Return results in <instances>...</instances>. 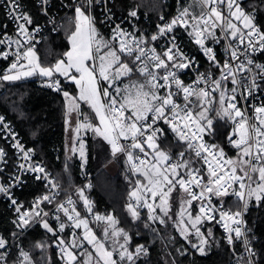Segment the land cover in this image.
I'll list each match as a JSON object with an SVG mask.
<instances>
[{
	"label": "snow or ice",
	"instance_id": "snow-or-ice-1",
	"mask_svg": "<svg viewBox=\"0 0 264 264\" xmlns=\"http://www.w3.org/2000/svg\"><path fill=\"white\" fill-rule=\"evenodd\" d=\"M41 3L46 4L47 0ZM242 3L243 0H194L193 4L178 9L170 21L158 24L157 32L150 37L126 32L117 24L112 35L106 38L97 30L91 15L93 0H84L74 7L75 29L68 36L70 49L63 54V59L45 66L33 43V33L38 32L39 27L29 31V26L33 25L31 16L18 11L17 0H9L11 12L16 13L14 18L22 22L17 24V39L13 40L7 33L0 38V45L8 49L0 51V58L12 57L9 66L0 74V81H19L39 75L47 78V87L57 91H62L57 75L73 82L79 89L78 95L63 91L66 125H71L74 112L82 115L80 102L89 105L94 115L91 120L85 115L83 121H78L71 129L79 145L77 148L73 144L71 151H78L81 160L87 162L80 132L90 129L107 141L114 156L126 155L135 177L129 192L131 202L126 205L133 219L140 218L138 209L143 207L148 209L149 220H158L161 224L172 220L169 215L172 194L179 188L184 195L174 226L185 239L190 234L198 238L199 243H193L192 247L201 254L211 236V230L207 236L201 231L200 225L205 220H215L218 212L217 223L223 224L231 244L234 238L244 235L241 226L249 202L264 201V102L250 104L251 98L264 89V64H256L250 56V52L264 50V30L255 23V9L246 11ZM129 15L136 17L137 12L133 10ZM160 19L163 21L164 17ZM177 27L185 29L219 75L200 73L188 84L180 79L179 73L193 68L196 61L177 43L173 35ZM162 37L168 38V43L161 50L149 46ZM224 41L227 43L221 60L214 46ZM133 75H138L139 79L133 80ZM248 107H251V114ZM213 111L216 118L232 123L227 140L236 149L235 157L226 156L222 147L208 144L204 139L215 132L214 118L210 116ZM0 124L8 127L3 116H0ZM160 124L167 126L178 143L186 145L184 151L175 154V159L171 150L161 146L166 133ZM13 147L23 153L25 160L31 159L32 149L26 150L19 141ZM4 156L5 151L0 148V161ZM28 167L33 172L45 174L38 179L47 177L43 166ZM16 180L18 182L19 178ZM50 183L53 189L58 188L56 183ZM10 187L0 184V193L10 196ZM78 193L86 212L92 214L93 206L84 196V189H78ZM230 194L243 202L236 211L225 210L222 206L217 209L212 203V197L223 198ZM57 195L38 197L27 209L16 199H11V204L17 213L18 219L14 221L17 227L37 221L56 237L64 264H118L113 258L117 248L119 264H136L141 255L147 254L144 245L129 250L131 238L123 228L116 227L118 221L111 214L93 215L96 222L104 225V239L98 238L88 218L81 216L70 196L56 205L57 213L62 212L67 223L59 222L61 217L56 215L54 218L59 223L54 229L47 219L49 213L40 205L51 204ZM194 201L199 203L196 215L190 211ZM157 209L163 216L157 214ZM66 227L83 229L82 235L73 233L69 239L60 237L58 233H63ZM121 238L123 243H120ZM104 240H111V250ZM85 242L94 251L85 248ZM7 243L0 236V249L5 250L0 253V264H7ZM244 243L248 245L249 242L245 239ZM36 247L44 248L45 244L38 242ZM247 251L255 255L250 247ZM20 256L23 257L20 264H32L28 252L21 250Z\"/></svg>",
	"mask_w": 264,
	"mask_h": 264
},
{
	"label": "trees",
	"instance_id": "trees-1",
	"mask_svg": "<svg viewBox=\"0 0 264 264\" xmlns=\"http://www.w3.org/2000/svg\"><path fill=\"white\" fill-rule=\"evenodd\" d=\"M164 2L165 6L161 12L167 17L176 16L179 8L191 5L189 4L190 0H164ZM25 3L33 16L38 15V18L42 19L39 7L33 0H25ZM242 6L249 12L255 9L256 24L264 30V3L261 0H243ZM113 8L116 14L127 15L132 20V22L130 20V26L135 33L138 35L143 34L146 37H150L154 33L155 21L161 13L157 15L142 11L133 0H113ZM134 9H136L137 16L132 18L129 13ZM91 11L101 21L95 5ZM0 17H3L1 6ZM68 19H64L63 23ZM101 24L105 27L102 21ZM61 26L57 32L47 36V38L52 36L51 40L56 43V51L60 50L59 45L68 47L67 38L65 41L64 37L61 38L59 36ZM105 29L109 33L106 27ZM182 35L186 46L205 61L198 48L191 43L183 32ZM43 43L36 47L39 48L40 58L46 64L52 65L58 55L48 52L44 49V46L40 47ZM262 58L264 59V50H262ZM58 78L62 91L53 90L42 85L40 81L44 77L39 75L19 81H0V109L5 111L10 119L16 123L22 138L33 148L35 160L47 165L55 174L64 190L68 191L75 188L83 180V173L81 162L79 160L71 161L64 152L66 100L63 96V91L68 90L71 82L57 75L56 79ZM261 95L264 102V89H262ZM84 110L88 114L93 113L87 105H85ZM211 115L215 116V132L207 137L214 144L225 149L228 157H235L236 149L227 142V135L231 126L230 121L216 118L214 111ZM164 129L166 137L161 145L162 148L171 150L172 153L178 150L184 151L186 145L182 146L181 143H178L167 127ZM86 140L88 142L86 168L87 171L94 173V176L92 183L86 184L83 189L84 196L92 203L93 213L89 214L86 212L83 200L79 198L78 192L76 193V208L82 217L86 216L88 218L89 225L96 231L98 238L104 239L101 227L102 222H96L93 219V215L95 213L101 215L111 214L118 221L117 225L129 234L131 238L128 244L130 251H133L137 245H144L148 250L146 255H141L136 260V264L230 263V249L223 239L222 232L213 221L205 220V234L207 236L208 230H211V236H208L209 244L205 246V252L201 254L196 248L192 247L193 242L180 235L173 223L166 222L161 224L157 220H149L147 208L144 210L139 208L140 218L133 219L127 211L126 205L131 202L129 192L132 190L131 181L135 177L130 171L124 155L114 156L107 141L94 133L89 132ZM0 142L5 145V154L10 157L11 163L14 164L17 158L14 150L5 142L1 140ZM101 149L103 152L100 151ZM97 152H99L98 155ZM196 166L199 167L200 165ZM87 185H91V187ZM40 187L39 182L30 179L21 189H17V193L29 201L30 198L39 193ZM194 203L193 212L197 213L199 203ZM225 205L232 211H236L242 206V201H239L234 195H229L225 197ZM59 216L61 217V222L63 220L67 222L63 214ZM47 219L50 225L56 229L58 221L55 218ZM14 221H17L16 215L8 205V202L0 195V236L7 242H13L8 249L7 264H20L23 260V257L20 256L21 250L29 253L32 264H64L57 246V239L52 233L46 232L40 224L23 233L25 229L17 227ZM245 221L249 228L247 237L255 253V255H252L254 264H264V201L256 202L252 200L249 202L248 210L245 211ZM69 232L67 227L63 233L58 235L69 239ZM192 240L196 242L197 238L193 236ZM38 242L44 243L45 247H36ZM104 243L109 250L112 249L111 240H104ZM242 250L243 241H238L237 252L240 253ZM118 251L119 249L117 248L116 252H114V259H117L119 264ZM249 261V258L241 255L237 264H248ZM125 264H128V262H125Z\"/></svg>",
	"mask_w": 264,
	"mask_h": 264
},
{
	"label": "built area",
	"instance_id": "built-area-1",
	"mask_svg": "<svg viewBox=\"0 0 264 264\" xmlns=\"http://www.w3.org/2000/svg\"><path fill=\"white\" fill-rule=\"evenodd\" d=\"M61 8L63 9V13L62 14H58V13H51L50 12V7L52 6V1L51 0H47L46 4H42L41 0H38L39 3H41L43 5V14L46 17V20L48 19H54L55 20V25L54 26H38L39 27V31L33 33L34 35V41L33 43L36 45L38 42H40L43 37L49 32V31H55L58 27V23L60 21V19L69 11H71L72 9H74V7L82 2H84V0H73L71 3H69L67 0H58ZM0 2L2 3L5 11H6V15H7V20L9 22H11V24L13 25V27L15 28L16 31V26L18 23L22 22V21H18L14 18V15H16V13L11 12L8 4H9V0H0ZM97 4L100 6V11H102L103 9L106 10V15L102 16L104 21L107 23V25L110 28V31L112 33L113 28H115V26L117 24L120 25V27L125 30L126 32L129 33H135V31H133V29L130 26V19H128L127 17H123L121 15H117L112 7L110 6V0H96ZM101 2H104V4L102 5ZM17 3L20 5V8L18 9V11H23L24 7L22 5V3L17 0ZM46 9V12H45ZM163 16L164 20L162 21L160 19V17ZM121 18V21H118L117 18ZM174 16L171 17H167L164 13L161 14L159 16V18L155 21V25H154V33L155 34L157 32V25L158 24H162L164 22L170 21ZM32 30V29H31ZM182 32L185 34L186 37L189 38V40L191 41L192 44H194L199 52H201V56L204 58L205 61H203L196 52H193L191 49H189L186 44H185V40L183 39V35ZM7 33L4 29V27H2V24L0 22V38L4 37V34ZM17 33V31H16ZM137 36H139L137 33H135ZM7 35L9 37L12 38L11 35H9L7 33ZM173 35L176 36V40L177 43L180 45L181 49L190 57H194L196 64L194 65L193 68L191 69H187V70H182L179 75H180V79H182L186 84L188 83H192V81H194L196 79V77L200 74V73H208V72H212L214 75H219V73L216 71L215 68L212 67V65L210 64V62L208 61V59L204 56V54L202 53V51L199 49V47L193 42V40L187 35L186 31L184 28L182 27H177L174 32ZM18 37V34H17ZM13 40H15L14 38H12ZM168 43V38H164L162 37L158 42H152L149 46H156L158 51L161 50V48ZM225 43H227V41H225ZM225 43L224 44H219L218 46H214V50L217 52V58L223 60V55H224V47H225ZM13 49L15 48V45L12 46ZM0 49L1 51H5L8 50L6 45H0ZM250 56L251 58L255 61L256 64H263L262 62V50H257L255 52H250ZM12 61V57H9L8 60H5L4 63H1L0 66V74H3V70L6 69L9 64ZM198 69V70H197ZM188 80V82H186ZM45 87L46 83L48 82L47 78H44L40 81ZM50 89L55 90L54 88L51 87H47ZM255 96H258V98L256 99ZM262 102V95L261 93H257L256 95H254L253 98H251L250 100V104H260ZM243 103V102H242ZM248 112L249 114H251V107H248ZM0 116L4 117V124H7L8 127L5 128L2 124H0V139H5L11 147H13V145L19 141L24 148L27 149H31L26 141H23L22 137L20 138L18 136V128L16 126V124L9 118V116L2 110L0 109ZM160 127H167L166 125L160 124ZM207 136L204 137L205 141L210 144L207 141ZM126 143V142H125ZM0 148H3L0 146ZM15 149V153L18 155V158L16 160V165L14 168V172L12 174H9V177L7 178V180H3L1 175H0V184H3L5 187H8L9 185H11V187L9 188V192H10V196L6 195L5 193V199L8 201V205L10 207H13L14 211H15V207L12 206L11 204V199H16L18 203L23 204L24 208H30L32 203L38 198L41 197L43 195H51L53 193H58V195L56 196V199L59 198V202L55 203L53 200V202L51 204L44 202L41 203L40 208L43 209L44 212H48L49 215L50 214H57L56 211V205L60 202L66 201V199L70 196L71 199L73 201L76 202V193L78 192V189L83 188L86 184L88 183H92V178L94 176V173L90 172L87 175H85L83 177V180L76 185L75 188L71 189V190H64V188L62 187L61 183L57 180L55 174L48 168L47 165L45 164H40L36 161H34L33 159V152L31 153V159L30 160H25L23 157V153L20 152L19 149H16L15 147H13ZM181 152V150H178L176 152H173L174 154V159H175V154ZM224 152L226 154V156H228L226 150L224 149ZM120 154H116L115 156H119ZM124 155L126 161V155ZM6 163H7V159H3V161H0V173L1 172H6ZM24 165V168H21L20 165ZM40 165L43 166L45 169V173H47V177L46 178H41L38 179L37 177H44V173H39V172H33L29 169V165ZM129 165V164H128ZM130 167V165H129ZM19 178V181L17 182L16 178ZM33 179L36 182H39L41 187L39 190V193L36 194L35 199L31 200V203H26L23 200L19 199V194L17 193V189H21L24 185H26V183L30 180ZM51 182H54L58 185V188L53 189L51 187ZM196 191H199V189H196ZM231 195V194H230ZM235 196V195H234ZM236 197V196H235ZM237 198V197H236ZM196 202V201H194ZM212 203L215 204L217 206V209H220L221 206L223 207V209L227 210L229 209L226 205H225V197L221 198V197H212ZM67 206V205H66ZM141 210H144L145 208L141 207ZM23 210V209H22ZM16 212V211H15ZM62 213V212H61ZM63 214V213H62ZM219 220V214L217 212L216 214V219L213 220V222L218 226V228L221 230L222 234H223V239L225 241V243L228 245L231 255H230V263L229 264H237L238 263V258L240 257V254H238L237 252V242L238 241H245V239H247V235L249 233V228L246 225V221H245V212L243 214V220L244 223L241 226L242 232L244 233V235L239 238V239H235L233 240V243L229 244L227 241V232L225 231L223 224L222 223H217V221ZM27 232V230H24L23 233ZM13 244V242L8 241L7 243V250L9 249V247ZM250 247L249 244L246 245L245 250L242 251V253H246L250 258H251V253H249L247 251V248ZM5 250L4 249H0V253H3ZM241 253V254H242Z\"/></svg>",
	"mask_w": 264,
	"mask_h": 264
},
{
	"label": "rangeland",
	"instance_id": "rangeland-1",
	"mask_svg": "<svg viewBox=\"0 0 264 264\" xmlns=\"http://www.w3.org/2000/svg\"><path fill=\"white\" fill-rule=\"evenodd\" d=\"M135 3H137L138 5H139V9L140 10H142V11H145V12H147V13H154V14H159L163 9H164V6H165V2H164V0H133ZM194 3V0H190V3L189 4H193ZM243 7V6H242ZM180 9V8H179ZM247 11V10H246ZM178 12V11H177ZM161 14H163V12H161L160 13V15ZM159 15V16H160ZM133 18V17H132ZM131 20V19H130ZM131 22H132V20H131ZM60 26H61V30H60V34H59V36L61 37V38H65V41H66V38H67V40H68V36L71 34V32L72 31H74V29H75V22H73V21H65L64 23H63V20H60L59 21V23H58ZM262 30V29H261ZM51 38H52V36H49L47 39H46V41H45V43H46V45H44L45 43H43L40 47H42V46H44V49H46L48 52H52V53H54V54H56V55H58V56H60L62 53L64 54L65 52H67L69 49H70V47H71V44H70V42H69V40L67 41V43H68V47H61L62 45H59V47H60V50L59 51H56L55 50V46H56V43L55 42H53L52 40H51ZM36 49V51H37V54H38V56L40 57L41 56V54H40V52H39V48H35ZM43 51V50H42ZM61 55L59 58H58V56H57V58H55V62L58 60V59H63L64 58V55ZM40 60H41V63L42 64H44L45 66H48V65H51V64H46V62H44L41 58H40ZM53 61V60H52ZM51 61V62H52ZM55 62H54V64H55ZM132 79L133 80H136V79H139V77H138V75H133L132 76ZM69 82H71V81H69ZM125 83H127V80H125ZM67 92H69L71 95H78V92H79V89L76 87V85L73 83V82H71L70 83V85H69V88H68V90H66ZM80 104H81V108H80V113H82V115H77V113H73L72 114V118H71V125L69 126V125H66V128H65V139H64V152H65V155L72 161V160H79L80 162H81V170H82V173H83V177L85 176V174L86 173H90L91 171H87V168H86V164H87V162L85 163L84 161H82L81 160V158H80V156H79V152L78 151H76V152H73V151H71V148H72V146H73V144H75V146L78 148V142H76V140L74 139V137H75V133L71 130V129H74L75 127H76V123L78 122V121H83V119H84V116L86 115L90 120L92 119V117H93V115H94V113H90V114H88L87 112H86V110H84V107H85V105H87V104H85V103H83V102H80ZM89 108H90V106L89 105H87ZM91 109V108H90ZM92 110V109H91ZM92 112H93V110H92ZM210 116L211 117H213V118H215V116H213V115H211V113H210ZM94 123H98V120H94L93 121ZM66 131H67V133H66ZM89 132L90 133H94V132H92L90 129H81V132H80V138L81 139H83V141L85 142V151H86V157H87V160H88V149H87V146H88V142H87V135L89 134ZM66 134H67V138H66ZM95 134V133H94ZM211 143H213L212 142V140H210L209 138H207ZM214 144V143H213ZM88 186V185H87ZM183 193H182V191L181 190H179V188H177L174 192H173V194H172V201H171V212L169 213V215L170 216H172L173 217V219L172 220H167V222H171V223H173L174 224V221L175 220H177L178 219V216L176 215L178 212H179V203H180V200H181V198L183 197ZM159 201H157V203H158ZM195 205V203L193 202V205H192V207H191V209H190V211L193 213V215H196L197 213H194L193 212V206ZM77 207V206H76ZM157 214L158 215H160V216H163V213H160L159 212V209H157ZM114 217V216H113ZM115 218V217H114ZM116 219V218H115ZM62 221V220H61ZM61 221H59V222H61ZM158 221V220H157ZM59 222H57V225H56V228H58V223ZM63 222H66L65 220H63ZM67 223V222H66ZM101 227H102V232H103V227H104V225H103V222L101 223ZM204 226H205V221L203 222V224L202 225H200V227H201V231L202 232H204L205 233V230H204ZM116 227H118V228H120L118 225H116ZM67 228V227H66ZM65 228V229H66ZM92 228V227H91ZM68 229H69V238L71 237V235L73 234V233H75L76 235H82V232H83V229H75V228H73V227H68ZM93 229V228H92ZM81 231V232H80ZM95 233H96V231L95 230H93ZM109 231H111V229L109 230ZM58 234H60V233H58ZM96 235H97V233H96ZM206 235V234H205ZM98 236V235H97ZM193 236H195L194 234H190L189 235V237H188V241H191V242H193V243H199V240H198V238H197V240H196V242L195 241H193L192 240V237ZM63 238V237H62ZM124 241H123V239L121 238L120 239V243H123ZM208 244H209V240H208ZM207 244V245H208ZM89 245H87V243L85 242V244H84V247L85 248H87L89 251H94L93 249H92V246H90V247H88ZM206 246V245H205ZM77 251H79V250H77ZM114 258V257H113Z\"/></svg>",
	"mask_w": 264,
	"mask_h": 264
},
{
	"label": "bare ground",
	"instance_id": "bare-ground-1",
	"mask_svg": "<svg viewBox=\"0 0 264 264\" xmlns=\"http://www.w3.org/2000/svg\"><path fill=\"white\" fill-rule=\"evenodd\" d=\"M21 3H22V5H23V7H24V10H25V12L28 14V15H30L31 16V18H32V20H33V25L32 26H29V31H31V29L33 28V27H37V26H54L55 25V20L54 19H48V20H46V17H45V15L43 14V5L41 4V3H39L38 2V0H33L37 5H38V7H39V12H40V14H41V17H42V19H40V18H38V19H34V17H33V15L30 13V11H29V9H28V7H27V4L25 3V0H19ZM52 1V6L50 7V12L51 13H58V14H62L63 13V9L61 8V5H60V3H59V1L58 0H51ZM69 3H71L73 0H67ZM102 3V5L104 4V2H101ZM96 6L97 7V11H98V13H99V17H100V19H101V21H102V23L105 25V27L108 29V31H109V33H108V35L109 36H111L112 35V33H111V31H110V28H109V26L107 25V23L104 21V19H103V17L102 16H105L106 15V10H102V11H100V6L97 4V2H96V0H93V5H92V8H93V6ZM0 6H1V8H2V10H3V17H0V22H1V24H2V27H4V29H5V31L9 34V35H11L12 36V38H14V39H17L18 37H17V33H16V31H15V28L13 27V25L11 24V22H9L8 20H7V15H6V11H5V9H4V7H3V5H2V3L0 2ZM110 6L112 7V9H113V11L115 12V10H114V8H113V0H110ZM188 6V5H187ZM185 7V6H184ZM92 8H91V10H92ZM71 13H73L74 14V9H72L71 11H69L68 13H66L60 20H64V19H68L69 17H70V14ZM116 13V12H115ZM117 15H121V16H123V17H127L128 19H129V17L127 16V15H122V14H117ZM117 20L118 21H121V18L119 17V18H117ZM59 27H60V25L58 24V27H57V29L55 30V31H49L44 37H43V39L40 41V42H38L36 45H35V48L39 45V44H41V43H43L44 41H45V39L47 38V36L49 35V34H51V33H55V32H57V30L59 29ZM16 28H17V26H16ZM105 35V34H104ZM225 43V41L224 42H222L221 44H224ZM0 51H1V49H0ZM5 62V60L4 59H0V66H1V63H4ZM262 62H263V64H264V59L262 58ZM42 84V83H41ZM43 85V84H42ZM255 98L257 99L258 98V96H255ZM262 102H263V100H262ZM5 112V111H4ZM6 113V112H5ZM7 114V113H6ZM8 115V114H7ZM10 118V117H9ZM14 122V121H13ZM15 123V122H14ZM231 123V122H230ZM16 124V123H15ZM17 126V125H16ZM18 128V127H17ZM231 128H232V123H231V126H230V130H231ZM19 130V129H18ZM229 130V131H230ZM18 136L21 138L22 137V135H21V133H20V130H19V132H18ZM228 136V135H227ZM23 139V138H22ZM1 141H3V142H5L6 144H8L9 146H10V144L5 140V139H0ZM23 141H25L24 139H23ZM207 141L210 143V144H213V143H211L208 139H207ZM227 142H228V140H227ZM27 143V142H26ZM229 144V143H228ZM27 145H28V143H27ZM230 145V144H229ZM0 146L1 147H3V149H4V151H5V145L3 144V143H1L0 142ZM29 146V145H28ZM231 147H232V145H230ZM11 147V146H10ZM32 150H33V148L31 147V146H29ZM13 150H14V153H15V149L13 148V147H11ZM97 148H101V147H97ZM94 151H95V147H94ZM96 151H97V149H96ZM99 151V150H98ZM100 151H102V149L100 150ZM103 152V151H102ZM96 153V152H95ZM105 153V152H104ZM99 154V152H97V155ZM15 155H16V157L18 158V155L15 153ZM96 155V154H95ZM5 159H7V163H6V172L4 173V172H1L0 173V175H1V177H2V179L3 180H7V178L9 177V174H12L13 172H14V168H15V163H16V160H17V158H16V160H15V162H14V164H12L11 163V159H10V157L9 156H6V154H5ZM33 159H34V161H36V162H38V163H40V164H44V163H42V162H40V161H37V160H35V158H34V150H33ZM11 165V166H10ZM0 195L3 197V199L5 200V201H7L6 199H5V196H4V194L3 193H0ZM35 197L36 196H34L33 198H30V200L29 201H27L26 199H24V198H22L21 196L19 197V199L20 200H23V201H25L26 203H31V200L32 199H35ZM8 202V201H7ZM55 203H57V202H59V198H57L55 201H54ZM11 209H12V211H13V213L16 215V217H17V213L14 211V209H13V207H10ZM62 213L60 212V213H57L56 215H61ZM55 214H50L47 218H54L55 216H56ZM17 219H18V217H17ZM39 223L37 222V221H33V222H30V225L29 226H25V227H23V229H25V230H28V229H30V228H32L33 226H35V225H38ZM221 231V230H220ZM247 240H248V244H249V246H250V248L252 249V245H251V242H250V240H249V238L247 237ZM245 247H246V244L244 243V241H243V250H245ZM242 250V251H243ZM242 252H240V253H238V254H240V257H241V255H245L247 258H249L250 259V261H251V264H254V260H253V258H252V254H251V258L246 254V253H242ZM240 257L238 258V261H239V259H240Z\"/></svg>",
	"mask_w": 264,
	"mask_h": 264
},
{
	"label": "crops",
	"instance_id": "crops-1",
	"mask_svg": "<svg viewBox=\"0 0 264 264\" xmlns=\"http://www.w3.org/2000/svg\"><path fill=\"white\" fill-rule=\"evenodd\" d=\"M134 10H136V9H134ZM32 11V10H31ZM33 14H34V12H33ZM91 15L95 18V26H96V28H97V30L102 34V35H104L106 38L107 37H109V35H108V33H107V31H106V29H105V27L101 24V21L98 19V17H96L94 14H93V12L91 11ZM34 17V19H38V15H35V16H33ZM67 21H73V22H75V19H74V14H71V16L69 17V19L67 20ZM255 23H256V18H255ZM60 77H62V76H60ZM62 78H64V77H62ZM59 79V78H58ZM67 80V79H66ZM67 81H69V80H67ZM66 133H67V131H66ZM66 138H67V134H66Z\"/></svg>",
	"mask_w": 264,
	"mask_h": 264
}]
</instances>
